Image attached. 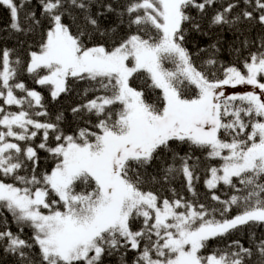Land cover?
I'll use <instances>...</instances> for the list:
<instances>
[{"label": "snow or ice", "instance_id": "obj_1", "mask_svg": "<svg viewBox=\"0 0 264 264\" xmlns=\"http://www.w3.org/2000/svg\"><path fill=\"white\" fill-rule=\"evenodd\" d=\"M0 8V250L14 264H264V0ZM213 30L234 36L229 60L219 36L191 47ZM24 74L52 101L82 85L74 126Z\"/></svg>", "mask_w": 264, "mask_h": 264}, {"label": "trees", "instance_id": "obj_2", "mask_svg": "<svg viewBox=\"0 0 264 264\" xmlns=\"http://www.w3.org/2000/svg\"><path fill=\"white\" fill-rule=\"evenodd\" d=\"M9 22H10V18H9V14H8L7 9L6 8H0V29H4L8 25ZM254 31H259V29L257 28ZM0 35L9 36V33L8 32H0ZM218 36L224 42V50L222 51V58L225 60H229L231 57L229 56L228 46L234 40V36L229 32L220 33L216 30H213L212 32L209 33V36H198V35H196L192 41L191 47L196 48V47L206 46L208 43L214 41ZM29 40L31 41V38H29ZM2 43L3 42H0V44H2ZM15 43H16L15 40L11 39V38H9L6 41V44L9 47L14 46ZM20 55H21L22 59H27V54H26L25 49L20 50ZM21 79L27 84L28 87H30V88L35 87V88H37V90H39L43 93L45 100L48 104L50 113L55 115V114L62 111L64 113L65 117L67 118V121L69 122V124H73L71 107L80 102V99L77 96V92L81 91L82 85H76L75 90L71 94H69L67 96H62L59 101H52L49 94H48L47 89L40 88L39 86L33 84V82L31 81L30 77L27 74L22 75ZM13 110H15V109H13ZM73 126H74V124H73ZM197 154L199 155V153H197ZM45 155H46L45 153L41 152L42 157H44ZM46 163H47L46 161H42V167ZM47 166L51 167L50 163H47ZM181 182H182V178H181ZM174 186L178 190H180V182L176 183ZM198 190L200 191L201 195H204L206 192V190L203 187V177L201 179L200 184L198 185ZM165 195H168V193H165ZM185 195H187V193H185ZM257 231L261 232V231H264V229H258ZM209 243H210L211 248H215L217 246L223 247L222 244L217 245L216 241H210ZM211 248H210V250H211ZM0 264H14L13 258L7 256L6 254L3 253L2 250H0ZM113 264H114V262H113Z\"/></svg>", "mask_w": 264, "mask_h": 264}]
</instances>
